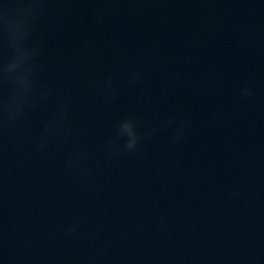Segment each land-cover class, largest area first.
Segmentation results:
<instances>
[{
    "label": "clouds",
    "instance_id": "9594fccd",
    "mask_svg": "<svg viewBox=\"0 0 264 264\" xmlns=\"http://www.w3.org/2000/svg\"><path fill=\"white\" fill-rule=\"evenodd\" d=\"M64 0H0V172L9 153L21 147L25 141L32 152L45 159H54L65 145H72L63 152L62 167L66 175L83 187H88L96 175L93 167V150L84 142V129L72 121V99L62 95L45 78V42L38 38L41 23L53 12V5ZM144 78L142 68L129 73L132 84ZM103 91L109 99L119 95L116 74H108L103 81ZM242 100L255 96V87L245 83L239 88ZM43 112L45 116L35 133L31 129V118ZM190 119L174 113L146 126L135 113L118 120L112 133L101 148L100 165L110 167L130 154L140 151L146 140L161 129H173L169 144L181 143L190 127ZM231 196L238 193L233 191ZM90 212H83L61 225L59 232L65 241L81 239L84 251L79 255L64 257L57 264H153V258L117 255L112 242L102 239V227L85 230ZM261 257L255 255H233L225 257L223 264H260ZM25 264H41L37 257L28 258Z\"/></svg>",
    "mask_w": 264,
    "mask_h": 264
}]
</instances>
